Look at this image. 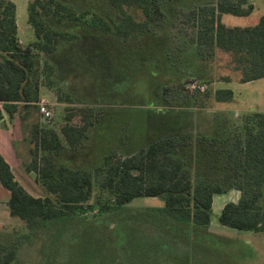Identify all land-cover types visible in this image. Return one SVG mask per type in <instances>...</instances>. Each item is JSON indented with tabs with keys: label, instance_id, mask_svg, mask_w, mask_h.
Listing matches in <instances>:
<instances>
[{
	"label": "trees",
	"instance_id": "obj_1",
	"mask_svg": "<svg viewBox=\"0 0 264 264\" xmlns=\"http://www.w3.org/2000/svg\"><path fill=\"white\" fill-rule=\"evenodd\" d=\"M178 6L171 0H30L27 23L34 41L21 46L15 4L0 0V102L10 121L19 117L29 157L23 168L36 173L45 192L43 197L28 193L0 155V184L9 191V213L25 226V231L0 230V264H18L20 251L32 238L49 247L46 257L56 255L59 246H68L69 253L84 246L74 264H204L211 250L196 244L194 236L211 234L213 196L230 190L239 197L223 205L219 223L264 232L262 111L246 114L240 132L224 126L211 134L164 131L137 147L119 145L121 155L115 146L83 163L76 156L89 152L102 110L86 106L65 114L59 132L40 128L36 103L41 77L51 87L62 58L73 57V68L96 53L151 62L147 40L170 15L185 11ZM186 9L187 18L195 21V56L202 69L220 49L230 56L237 82L264 77V13L252 26L227 27L222 15H249L248 0H196ZM173 96L170 85L163 86L162 100ZM190 98L176 105L207 107L208 95L199 93L192 103ZM232 98L229 88H217L212 95L216 102ZM74 115L80 116L79 123L71 121ZM95 186L111 198L97 195L90 201ZM136 197H155L163 205L128 206ZM72 258L70 253L68 260Z\"/></svg>",
	"mask_w": 264,
	"mask_h": 264
},
{
	"label": "rangeland",
	"instance_id": "obj_2",
	"mask_svg": "<svg viewBox=\"0 0 264 264\" xmlns=\"http://www.w3.org/2000/svg\"><path fill=\"white\" fill-rule=\"evenodd\" d=\"M12 1L15 4L18 42L21 46H27L34 41L32 28L27 23V5L30 0ZM192 1L196 0H171L174 6L183 8H187ZM248 3L252 5L249 15L223 14L221 21L227 27L256 24L264 13V0H248ZM186 8L185 11L188 10ZM185 11L178 10L170 15L162 26L156 27V35L147 40L154 59L151 62L135 59L127 62L123 57L117 58L116 53L109 57L96 53L86 60L82 59L83 64L78 63L73 68L70 65L73 57L67 54L62 58V70L51 76V87L47 85V77H41L40 98L47 100L51 111L49 120L42 119L39 112L37 114L42 132L51 128L59 132L64 115L78 113L80 108L87 106L102 110L100 122L95 126L89 142L90 150L76 156L75 161L78 163L90 162L96 157L98 159L100 154L115 146L117 154L121 155L123 149L119 145L137 147L164 131H201L211 134L216 127L224 126L232 132H240L242 119L253 112L249 110L255 109L254 102L264 97L259 92L255 95L250 93L251 87L259 84V81L249 85L237 82L239 74L231 70L230 56L220 49H216L212 60L207 61L202 69L195 56V21L188 19ZM226 76L228 82L222 80ZM166 84L174 91L169 102L161 98L162 88ZM202 84L207 86L206 90H196V86ZM219 87L233 90L232 102L224 105L212 99L213 92ZM199 93L208 95L206 108L193 104L187 107L176 105L189 96L192 103L194 96ZM261 109H264L263 103ZM71 121L79 123L80 116L74 115ZM19 149L28 157V146L22 144ZM32 187L37 194L45 196L44 190L35 181ZM238 194L236 190H230L229 193L213 196L209 226L212 235L194 236L196 244L211 250L204 264H264V232L239 231L223 226L218 221L223 205L237 201ZM97 195L101 199L111 198L107 191L95 186L90 201ZM162 205L163 202L155 197H136L128 203L130 207ZM91 214L89 212L87 216ZM107 224L110 222L107 221ZM110 226L114 227L113 224ZM13 229L25 231L24 223L16 216L5 217L0 211V230ZM122 238H119L118 244ZM40 245L38 238L27 242L20 251L18 264H74L84 251V246L70 251L73 254L70 261L69 247L59 246L56 255L48 254L50 259L46 257L49 247ZM168 264L172 263L168 261Z\"/></svg>",
	"mask_w": 264,
	"mask_h": 264
},
{
	"label": "crops",
	"instance_id": "obj_3",
	"mask_svg": "<svg viewBox=\"0 0 264 264\" xmlns=\"http://www.w3.org/2000/svg\"><path fill=\"white\" fill-rule=\"evenodd\" d=\"M259 81V84H256L251 87L250 93L255 95L262 94L264 95V77L252 81L245 82L243 84L249 85L252 83H255ZM222 88V87H219ZM233 91V90H232ZM233 98H234V92H233ZM233 98L231 101L227 102H218L220 104L227 105L228 103L233 101ZM261 103H263L264 106V97H262L261 100L255 101L254 105L256 106L255 109L249 110V111H262L264 112V109H261ZM0 155L4 158V160L9 165L13 175L17 179V181L25 188V190L30 193L31 195L35 197H43L36 193V190L32 187V182L36 181V173L35 172H26L23 168V162L28 161V157L24 155L23 152L20 151V146L22 145L21 139H22V132H21V126H20V120L19 117L16 115L14 118L10 121L8 118V115L3 110L2 103L0 102ZM229 193V192H228ZM238 193V191H237ZM238 196H236V200L238 199ZM9 198V191L5 189L0 184V211L3 212V215L7 218H12V216L9 213L8 207H7V200ZM236 202V201H235Z\"/></svg>",
	"mask_w": 264,
	"mask_h": 264
},
{
	"label": "built area",
	"instance_id": "obj_4",
	"mask_svg": "<svg viewBox=\"0 0 264 264\" xmlns=\"http://www.w3.org/2000/svg\"><path fill=\"white\" fill-rule=\"evenodd\" d=\"M192 87H195V86H192ZM206 87L207 86L205 84L198 85L196 86V90L200 92H204L206 90ZM36 105L38 107L39 114L42 116V119L49 120L51 117V111H50L47 100L41 97L36 103Z\"/></svg>",
	"mask_w": 264,
	"mask_h": 264
}]
</instances>
